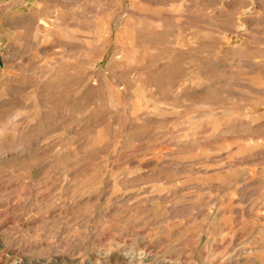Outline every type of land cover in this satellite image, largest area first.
<instances>
[{
  "label": "rangeland",
  "instance_id": "1",
  "mask_svg": "<svg viewBox=\"0 0 264 264\" xmlns=\"http://www.w3.org/2000/svg\"><path fill=\"white\" fill-rule=\"evenodd\" d=\"M0 264H264V0H0Z\"/></svg>",
  "mask_w": 264,
  "mask_h": 264
},
{
  "label": "bare ground",
  "instance_id": "2",
  "mask_svg": "<svg viewBox=\"0 0 264 264\" xmlns=\"http://www.w3.org/2000/svg\"><path fill=\"white\" fill-rule=\"evenodd\" d=\"M158 78V77H157ZM8 141V140H7Z\"/></svg>",
  "mask_w": 264,
  "mask_h": 264
}]
</instances>
